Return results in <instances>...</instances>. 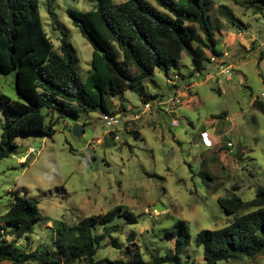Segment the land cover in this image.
<instances>
[{
	"label": "rangeland",
	"instance_id": "1",
	"mask_svg": "<svg viewBox=\"0 0 264 264\" xmlns=\"http://www.w3.org/2000/svg\"><path fill=\"white\" fill-rule=\"evenodd\" d=\"M149 1L160 8L155 0ZM96 2L38 0L55 50L61 32L67 34L82 81L91 69L92 46L73 25L67 9L88 10ZM222 4L230 13L224 12ZM207 14L221 52L216 58L221 62L210 60L206 49L209 60L203 69L195 70L190 54L183 50L177 68L167 73L155 68L144 82L145 91L155 97L144 102L130 89L110 97L108 110L122 114L113 129L118 139L109 134L111 128L100 118V108L59 116L50 135L15 137V153L0 159V215L19 195L37 201L41 218L31 233L20 238L8 233V240L25 251L48 249L62 230L58 222L72 225L121 205L136 221L115 217L111 224L117 228L102 241L95 259L126 260L134 248L145 260L164 255L173 250V239L165 230L182 219L188 223L191 240L180 256L203 262L202 249L194 243L196 233L222 227L233 217L220 207L217 197L235 193L249 200L256 189L264 187V111L252 105L256 98L264 101V11L254 10L246 0H209ZM231 31L240 40L237 47L226 43ZM174 74L179 95L167 81ZM0 93L19 99L13 71L0 72ZM170 97L178 98L173 106L165 103ZM145 103L149 108L143 112ZM222 111L225 117H211ZM56 116V112L46 114L45 124ZM6 119V109L1 108L0 137ZM75 123L83 129L79 136L73 132ZM203 131L212 141L210 146L201 140ZM96 231L101 232L102 226ZM112 238L121 246H113ZM111 262L105 264H118ZM0 264L12 263L2 260ZM217 264H264V252Z\"/></svg>",
	"mask_w": 264,
	"mask_h": 264
},
{
	"label": "trees",
	"instance_id": "2",
	"mask_svg": "<svg viewBox=\"0 0 264 264\" xmlns=\"http://www.w3.org/2000/svg\"><path fill=\"white\" fill-rule=\"evenodd\" d=\"M246 1L254 10L264 11V0ZM155 2L160 8L149 0H97L88 10L67 9L73 25L92 46L91 69L82 81L73 64L75 56L67 34L61 32L58 50H55L43 26L38 0H0V72L15 73L19 98L12 100L0 93V109L5 108L7 112V119L1 125L0 159L15 153L14 139L19 134H52L59 116H78L80 111L98 108L109 111V98L122 96L127 89L138 92L144 102L155 97L145 91L144 82L150 79L155 68L166 73L177 68L183 50L190 54L195 70L203 69L209 60L206 49L211 55L221 54L207 14L209 0ZM220 7L230 13L227 6ZM252 105L264 111V101L256 98ZM55 112L56 118L50 117L46 125L45 115ZM226 115V111H222L211 117ZM109 134L113 137V132ZM217 202L233 217L222 227L200 229L196 233L194 243L202 249V263H196L189 256L183 260L180 256L191 240L188 223L182 219L165 230L166 236L173 239V250L164 255L145 260L140 250L134 248L126 260L95 259L102 241L117 228V224H111L115 217L136 221L121 205L100 215L85 216L72 225L58 222L62 230L48 249L25 251L8 240V236L2 237L0 261L12 264L27 261L37 264H75L77 261L86 264H217L264 252V187L256 189L249 200L233 193L218 196ZM239 210L244 211L237 213ZM40 218L37 201L17 195L0 215L1 229L5 236L9 233L20 238L31 233L33 224ZM99 225L101 232L96 231ZM130 238L128 240H132ZM111 243L121 246L115 238Z\"/></svg>",
	"mask_w": 264,
	"mask_h": 264
},
{
	"label": "built area",
	"instance_id": "3",
	"mask_svg": "<svg viewBox=\"0 0 264 264\" xmlns=\"http://www.w3.org/2000/svg\"><path fill=\"white\" fill-rule=\"evenodd\" d=\"M224 54L226 55V53H224ZM210 60L216 61V63L221 62V60H218L216 58V55H210ZM177 77H178V75L177 74H174V77H173L174 79L172 80V79H170V77H168L167 78V81L171 85L176 86V85L179 84V82H176L175 81V78H177ZM177 95H179V94H177ZM177 99H178L177 97H170V98H168L166 100L165 103H167L168 106H173V105L176 104V100ZM143 107L144 108H143L142 111L145 112V110H147L149 108V104L148 103H145ZM140 114L141 113L136 114L135 115V118H139ZM121 115H122L121 113H115V112H111V111H102L101 112V115H100V118L102 119V121L104 122V124L106 126H108L109 128H111V130L109 132H113V138L114 139H118L119 138L118 134H115V132L113 131V129L114 128H117V126L120 124ZM201 140H202L203 144L206 145V146H210L212 144L211 139L208 137V135L204 131L201 133ZM226 144L228 146H231L232 143H231V141L228 140ZM0 233H2V235L0 236V239L2 237H7V236L4 235V231L1 229V224H0Z\"/></svg>",
	"mask_w": 264,
	"mask_h": 264
},
{
	"label": "crops",
	"instance_id": "4",
	"mask_svg": "<svg viewBox=\"0 0 264 264\" xmlns=\"http://www.w3.org/2000/svg\"><path fill=\"white\" fill-rule=\"evenodd\" d=\"M226 43L228 44V45H232V46H235V47H237V45L240 43V40L239 39H237L236 38V35H235V33L234 32H228V34L226 35ZM228 66H230V64L228 65ZM180 72V71H179ZM181 74V73H180ZM183 75V74H182ZM181 75V78H182V80H183V76ZM180 82H182V81H180ZM189 85H191V83H189L188 85H186V86H189ZM174 87V89H175V92H177L176 91V89L178 88L177 86H173ZM184 92V91H183ZM183 92H181L180 91V93H183ZM177 94H178V92H177ZM126 108H128L127 106H125V109ZM118 113H121V112H118Z\"/></svg>",
	"mask_w": 264,
	"mask_h": 264
},
{
	"label": "water",
	"instance_id": "5",
	"mask_svg": "<svg viewBox=\"0 0 264 264\" xmlns=\"http://www.w3.org/2000/svg\"><path fill=\"white\" fill-rule=\"evenodd\" d=\"M73 132L77 136L81 135L83 133L82 126L78 123H75L73 126Z\"/></svg>",
	"mask_w": 264,
	"mask_h": 264
}]
</instances>
